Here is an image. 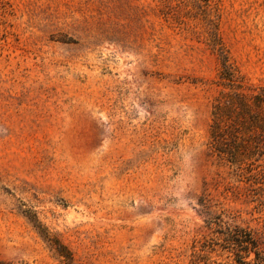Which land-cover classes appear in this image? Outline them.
<instances>
[{"label": "rangeland", "instance_id": "rangeland-1", "mask_svg": "<svg viewBox=\"0 0 264 264\" xmlns=\"http://www.w3.org/2000/svg\"><path fill=\"white\" fill-rule=\"evenodd\" d=\"M217 43L264 87V0H0V264L223 263L234 225L264 246V155L211 144Z\"/></svg>", "mask_w": 264, "mask_h": 264}, {"label": "trees", "instance_id": "trees-1", "mask_svg": "<svg viewBox=\"0 0 264 264\" xmlns=\"http://www.w3.org/2000/svg\"><path fill=\"white\" fill-rule=\"evenodd\" d=\"M219 45L215 46L220 51L222 64L219 83L231 89L221 94L214 104L211 144L218 154L239 164L264 155V87L247 84ZM218 231L223 235V242L213 239V246L226 250L231 261L222 263L194 252L190 264H264L263 242L250 229L234 225ZM64 256V264H73L72 256Z\"/></svg>", "mask_w": 264, "mask_h": 264}]
</instances>
